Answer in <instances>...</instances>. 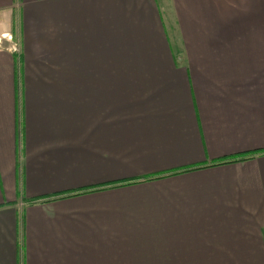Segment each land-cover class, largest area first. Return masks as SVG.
<instances>
[{"label":"crops","instance_id":"1","mask_svg":"<svg viewBox=\"0 0 264 264\" xmlns=\"http://www.w3.org/2000/svg\"><path fill=\"white\" fill-rule=\"evenodd\" d=\"M0 264H264V0H0Z\"/></svg>","mask_w":264,"mask_h":264},{"label":"rangeland","instance_id":"2","mask_svg":"<svg viewBox=\"0 0 264 264\" xmlns=\"http://www.w3.org/2000/svg\"><path fill=\"white\" fill-rule=\"evenodd\" d=\"M13 48H16V49L18 50V49H19V46H18V45H14V44H13V47L11 48V49H12V51L16 53V51H14V50H13Z\"/></svg>","mask_w":264,"mask_h":264},{"label":"built area","instance_id":"3","mask_svg":"<svg viewBox=\"0 0 264 264\" xmlns=\"http://www.w3.org/2000/svg\"><path fill=\"white\" fill-rule=\"evenodd\" d=\"M14 51L18 52V50L16 48H13Z\"/></svg>","mask_w":264,"mask_h":264}]
</instances>
